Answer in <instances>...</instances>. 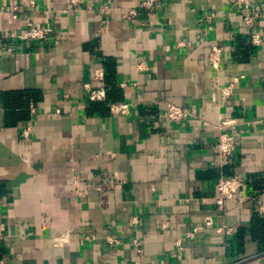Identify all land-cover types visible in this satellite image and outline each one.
Masks as SVG:
<instances>
[{
  "label": "crops",
  "instance_id": "1",
  "mask_svg": "<svg viewBox=\"0 0 264 264\" xmlns=\"http://www.w3.org/2000/svg\"><path fill=\"white\" fill-rule=\"evenodd\" d=\"M139 4L0 0V264H236L264 253V17L247 26L230 0H161L154 15ZM29 23L52 30L24 39ZM215 45L219 70L207 60ZM97 69L114 75L120 100L106 101ZM88 84L105 99L89 100ZM23 92L36 100L23 105ZM169 103L185 120L165 117ZM226 117L239 125L221 157ZM235 175L243 185L218 206L219 179Z\"/></svg>",
  "mask_w": 264,
  "mask_h": 264
},
{
  "label": "built area",
  "instance_id": "2",
  "mask_svg": "<svg viewBox=\"0 0 264 264\" xmlns=\"http://www.w3.org/2000/svg\"><path fill=\"white\" fill-rule=\"evenodd\" d=\"M234 3H242L243 4V22L247 26H253V23L256 19L264 17V11L260 8V6H254L249 4L246 0H230ZM75 3V0H72ZM161 0H140L139 8H141L142 12H147L150 15H154L157 10L160 8ZM15 11H18V7H15ZM138 12L135 9H132L128 13V20L132 21L134 16L137 15ZM17 16V14H16ZM52 29L47 27H42L39 25H34L33 23H29L27 25V30L21 35L24 39H45L48 37V34ZM250 41L254 45L258 46L262 42V35L259 31L255 29L251 31ZM221 57H222V47L217 45L213 46L207 56V60L209 64L214 68L219 70L221 67ZM95 80L99 82H104V71L102 69H97L95 71ZM237 83L236 79L233 81L228 87L235 86ZM88 88V99L89 100H103L105 99V89L104 87H92L89 84ZM224 91V95L230 94V92ZM129 105L126 103H112L111 111L114 114H124L128 112ZM189 115V110L187 108H182L174 103H169L166 111L165 117L171 122L179 123L185 120V118ZM238 119L233 117H226L222 120L219 125V138L214 146L216 153L218 156L227 157L233 153V150L237 141V133H238ZM29 130H24V136L28 135ZM243 185V180L238 175L235 176H224L219 179L217 184V196L215 198V202L218 206L222 207L225 201L229 198H232L237 194L238 189ZM90 185H88L89 187ZM87 185H83L78 180L75 181V192L77 195L82 196L86 192ZM207 224L212 225L213 220L211 217H208L206 220ZM197 229H194L196 231ZM222 227H218L217 231L223 232ZM110 243L115 242L114 238H108ZM138 247L141 246L140 242H136Z\"/></svg>",
  "mask_w": 264,
  "mask_h": 264
},
{
  "label": "trees",
  "instance_id": "3",
  "mask_svg": "<svg viewBox=\"0 0 264 264\" xmlns=\"http://www.w3.org/2000/svg\"><path fill=\"white\" fill-rule=\"evenodd\" d=\"M104 84L106 85V90H107V96H106V101L113 102V101H118L120 100V88L118 85L115 83L114 75L112 73H109L108 75H105L104 78ZM37 98V94L34 93H20V103L27 104L28 100L30 99H35ZM22 117H25L23 115ZM256 231V237L258 240H260L262 243L264 242V220L261 218H258L257 221V227L255 229Z\"/></svg>",
  "mask_w": 264,
  "mask_h": 264
},
{
  "label": "water",
  "instance_id": "4",
  "mask_svg": "<svg viewBox=\"0 0 264 264\" xmlns=\"http://www.w3.org/2000/svg\"><path fill=\"white\" fill-rule=\"evenodd\" d=\"M263 256H264V253L259 255V256H256V257L246 258L245 260L240 261V262H238L236 264H245V263L250 262L252 260H255V259H258V258H262Z\"/></svg>",
  "mask_w": 264,
  "mask_h": 264
}]
</instances>
